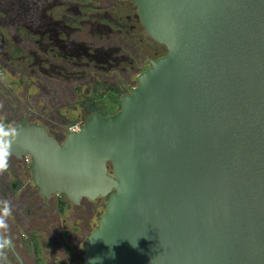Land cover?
<instances>
[{
    "label": "water",
    "instance_id": "1",
    "mask_svg": "<svg viewBox=\"0 0 264 264\" xmlns=\"http://www.w3.org/2000/svg\"><path fill=\"white\" fill-rule=\"evenodd\" d=\"M133 4L167 53L121 110L62 142L26 119L11 155L47 199L108 198L82 264H264V0Z\"/></svg>",
    "mask_w": 264,
    "mask_h": 264
},
{
    "label": "flooded vegetation",
    "instance_id": "2",
    "mask_svg": "<svg viewBox=\"0 0 264 264\" xmlns=\"http://www.w3.org/2000/svg\"><path fill=\"white\" fill-rule=\"evenodd\" d=\"M117 5L118 0H0V78L5 71L32 79L22 97L35 86L45 99L44 107L36 109L0 79L1 123L16 130L27 119L60 142L74 131H66L47 111L56 108L61 93L72 92L74 82L88 77L81 76L79 67L94 68L97 75L113 68L107 77L118 75L123 40L114 14ZM123 87L125 81L117 84ZM32 162L28 154L20 159L10 155L9 168L0 173V197L8 199L11 213L5 218L7 229H0V242L10 241L0 249V264H78L92 221L102 218L108 198L79 204L62 194L47 199L34 183Z\"/></svg>",
    "mask_w": 264,
    "mask_h": 264
},
{
    "label": "rangeland",
    "instance_id": "3",
    "mask_svg": "<svg viewBox=\"0 0 264 264\" xmlns=\"http://www.w3.org/2000/svg\"><path fill=\"white\" fill-rule=\"evenodd\" d=\"M114 14L117 18L116 22L121 25L119 29L123 40L121 41V52L118 53L121 58L118 66L119 73L113 79L107 77L108 74L106 73L103 75L94 73L83 79V81L81 80L80 83L76 84L74 82L72 84V92L66 90L60 94V99L56 100V108L51 107L47 112L51 113L66 131L84 125L86 119L92 113L97 112L106 116L118 113L121 110L120 97L124 94H130V89L138 85L137 76L150 67L152 60H156L167 53L164 46L153 41L145 33L133 0H118ZM129 18H132V20H129ZM131 28L132 31L130 32V37H128L129 34L127 32ZM109 75L113 76L112 72ZM0 79L2 84L9 91L13 90V95L20 97L23 102L31 100L36 109L44 107L45 99L35 86L30 87V90L22 97L28 85L27 82L29 81V84L32 85L34 80H28L27 78L22 80L21 74L14 76L5 71ZM123 81L126 82L127 88H117V84L123 83ZM38 97L39 100L35 101L34 99ZM0 118L3 119L4 116L0 115ZM18 194L16 193V195ZM7 200L0 197V206L4 202H8ZM107 202V199H105L104 207L101 210L102 216L106 212ZM100 222L101 219L92 221V232L99 227ZM82 250L83 257L85 246ZM82 262L83 259L78 264H82Z\"/></svg>",
    "mask_w": 264,
    "mask_h": 264
},
{
    "label": "clouds",
    "instance_id": "4",
    "mask_svg": "<svg viewBox=\"0 0 264 264\" xmlns=\"http://www.w3.org/2000/svg\"><path fill=\"white\" fill-rule=\"evenodd\" d=\"M12 135H15L14 129L6 130L4 127H0V173L5 172L9 168L12 140L8 139V137ZM4 205L3 213L0 214V229H7L8 225L5 218L11 214L8 203L4 202ZM9 243L10 241L7 240L0 242V249H3Z\"/></svg>",
    "mask_w": 264,
    "mask_h": 264
},
{
    "label": "trees",
    "instance_id": "5",
    "mask_svg": "<svg viewBox=\"0 0 264 264\" xmlns=\"http://www.w3.org/2000/svg\"><path fill=\"white\" fill-rule=\"evenodd\" d=\"M78 70H79V72H80V74H81V76L82 77H84V76H90V75H93L94 73H96V71L94 70V68H91V67H79L78 68ZM113 70V68H111V69H106V71H105V73L107 74V73H110L111 71ZM85 79V78H84ZM80 81L81 80H78V81H76L75 83L77 84V83H80ZM83 81V80H82Z\"/></svg>",
    "mask_w": 264,
    "mask_h": 264
},
{
    "label": "built area",
    "instance_id": "6",
    "mask_svg": "<svg viewBox=\"0 0 264 264\" xmlns=\"http://www.w3.org/2000/svg\"><path fill=\"white\" fill-rule=\"evenodd\" d=\"M81 128L79 127V128H75V129H73L74 131H79Z\"/></svg>",
    "mask_w": 264,
    "mask_h": 264
}]
</instances>
